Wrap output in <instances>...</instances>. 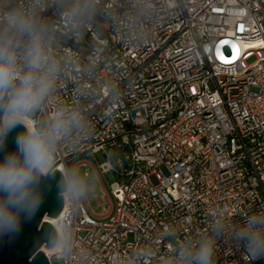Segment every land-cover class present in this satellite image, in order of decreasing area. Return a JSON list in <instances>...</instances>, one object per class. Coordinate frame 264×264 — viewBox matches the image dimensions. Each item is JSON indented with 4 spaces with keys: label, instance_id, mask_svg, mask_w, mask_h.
Listing matches in <instances>:
<instances>
[{
    "label": "built area",
    "instance_id": "built-area-1",
    "mask_svg": "<svg viewBox=\"0 0 264 264\" xmlns=\"http://www.w3.org/2000/svg\"><path fill=\"white\" fill-rule=\"evenodd\" d=\"M0 47L51 81L28 110L65 169L50 264H188L204 242L210 264H264L239 236L264 221V0H0ZM78 153L115 177L104 220Z\"/></svg>",
    "mask_w": 264,
    "mask_h": 264
},
{
    "label": "water",
    "instance_id": "water-1",
    "mask_svg": "<svg viewBox=\"0 0 264 264\" xmlns=\"http://www.w3.org/2000/svg\"><path fill=\"white\" fill-rule=\"evenodd\" d=\"M19 83L20 79L16 78L13 87L0 95V165L9 157H15L22 165L25 159L20 142L28 134L26 126L19 120L13 127L3 123L8 99ZM57 163L45 173L33 168L23 198L19 192L0 190V208L4 209L0 215V264H50L43 248L53 247L57 236L48 218L60 214L61 193L66 190Z\"/></svg>",
    "mask_w": 264,
    "mask_h": 264
},
{
    "label": "clouds",
    "instance_id": "clouds-1",
    "mask_svg": "<svg viewBox=\"0 0 264 264\" xmlns=\"http://www.w3.org/2000/svg\"><path fill=\"white\" fill-rule=\"evenodd\" d=\"M13 26L21 31L28 30L31 25L18 14L9 17ZM15 55L6 47H0V95H3L9 88L13 87L16 77ZM40 67L38 56L30 57L31 70L20 77L19 86L15 87L6 106L10 113L5 120L7 127H13L21 112H26L35 106L51 87V81L47 76L37 75ZM22 151L24 152L23 165L15 157H9L4 164L0 165V190L20 193L21 198L27 195L25 189L32 179L33 168L40 167L46 158V148L39 134L30 131L29 135L21 140ZM4 209L0 208V215ZM249 249L256 255L264 254V221L251 220L249 225L239 233ZM212 256V245L204 242L198 250L190 253L188 264H210Z\"/></svg>",
    "mask_w": 264,
    "mask_h": 264
},
{
    "label": "rangeland",
    "instance_id": "rangeland-1",
    "mask_svg": "<svg viewBox=\"0 0 264 264\" xmlns=\"http://www.w3.org/2000/svg\"><path fill=\"white\" fill-rule=\"evenodd\" d=\"M29 116L36 118L37 123L34 128L35 131L41 134L40 139L45 145L46 152L50 150V137L45 133L46 131V118L44 114L37 115L35 108L31 111H26ZM99 155H92L84 153L82 155L71 156L66 159V166L71 175L72 182L78 192L79 199L84 203L88 212L98 220H104L107 218V214L110 209V199L106 194L109 191V183L113 182L114 176L109 173L106 175L101 173V180L97 177L92 164L98 165L99 161H102ZM87 162L88 164L78 169L79 175L84 171L89 173L86 177H79V182L74 176V168L79 162ZM103 184H102V182ZM106 189V191H105Z\"/></svg>",
    "mask_w": 264,
    "mask_h": 264
},
{
    "label": "bare ground",
    "instance_id": "bare-ground-1",
    "mask_svg": "<svg viewBox=\"0 0 264 264\" xmlns=\"http://www.w3.org/2000/svg\"><path fill=\"white\" fill-rule=\"evenodd\" d=\"M10 116L9 113L5 112L3 115V123H5L6 118ZM17 120L21 121L27 128L28 134L29 135L30 131H35V129L32 128L31 126V121L27 119V117H24L22 114H19V117L17 118ZM26 136V137H27ZM55 165L54 163L50 162L49 159L45 158L43 164L40 167H37V169L39 171H41L42 173H45L46 171H48V169L52 166ZM56 169L59 170L60 172H65L64 166L62 163H57L56 164ZM49 221L55 226L59 228V222H60V215L56 216V217H52V218H48ZM59 247V243H56L53 247L51 248H43V250L45 251L46 254H49L52 251H55L57 248Z\"/></svg>",
    "mask_w": 264,
    "mask_h": 264
}]
</instances>
